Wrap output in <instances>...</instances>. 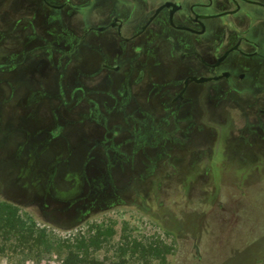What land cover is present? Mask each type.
I'll list each match as a JSON object with an SVG mask.
<instances>
[{
	"label": "rangeland",
	"instance_id": "obj_1",
	"mask_svg": "<svg viewBox=\"0 0 264 264\" xmlns=\"http://www.w3.org/2000/svg\"><path fill=\"white\" fill-rule=\"evenodd\" d=\"M7 34L0 33V60L21 63L33 50L25 43L31 34ZM16 68L0 67V202L46 228L52 247L21 244L13 236L0 264H60L67 250L59 245L83 231L103 233L100 259L116 258L123 234H131L144 240L157 235L173 246L165 263L149 264H264V124L252 120L254 98L243 97L246 101L224 108L220 117L204 114L208 124L231 122L222 132L228 140L218 133L209 156L216 128L206 125L201 142L186 143L184 123L167 122L168 97L157 85L167 83L161 65L157 80L131 92L123 81L82 77L90 67L69 63L62 105L54 97L50 70L43 91ZM92 84L100 87L90 105L80 86ZM123 99L126 113L108 112ZM130 112L150 121L142 140L128 132L134 127H124L123 115ZM155 128L162 130L161 140ZM129 263L145 264L132 256Z\"/></svg>",
	"mask_w": 264,
	"mask_h": 264
},
{
	"label": "flooded vegetation",
	"instance_id": "obj_2",
	"mask_svg": "<svg viewBox=\"0 0 264 264\" xmlns=\"http://www.w3.org/2000/svg\"><path fill=\"white\" fill-rule=\"evenodd\" d=\"M10 31L31 34L25 43L33 50L25 53L23 65L17 57L5 64L0 60V67L18 66L26 72L23 77H32L43 91L50 70L60 105L63 69L69 63L90 67L82 77L106 84L123 81L131 92L134 86L157 80L161 65L167 83L157 85L168 97L167 122L184 123L186 143L201 142L210 125L216 128L210 141L213 156L212 139L218 133L226 139L224 128L231 122L208 124L204 114L220 117L224 108L241 105L246 96L254 98L249 108L257 106L252 120L264 124V0H0V33ZM93 84L80 86L91 104L90 96L99 92L101 83ZM29 100L36 102L34 95ZM128 107V99H123L108 112L124 114ZM54 113L59 122L60 112ZM133 113L123 115L124 127H134L128 132L142 140V129L150 121ZM155 129V138L161 140L162 130Z\"/></svg>",
	"mask_w": 264,
	"mask_h": 264
},
{
	"label": "trees",
	"instance_id": "obj_3",
	"mask_svg": "<svg viewBox=\"0 0 264 264\" xmlns=\"http://www.w3.org/2000/svg\"><path fill=\"white\" fill-rule=\"evenodd\" d=\"M0 233L3 234L0 253L4 252L6 242L10 241L13 236L21 244H44L47 250L52 247L47 236V229L25 218L16 206L7 202H0ZM103 243L104 236L101 231L94 234H83L73 241L64 240L59 246L65 247L67 253L60 264H130L129 257L131 256L142 259L145 264H149L153 259L165 263L167 255L173 249L170 243L157 235L144 240L132 237L131 234H123L117 247L119 251L117 257L100 259L96 253L103 248Z\"/></svg>",
	"mask_w": 264,
	"mask_h": 264
},
{
	"label": "built area",
	"instance_id": "obj_4",
	"mask_svg": "<svg viewBox=\"0 0 264 264\" xmlns=\"http://www.w3.org/2000/svg\"><path fill=\"white\" fill-rule=\"evenodd\" d=\"M83 234H85V232L83 231ZM86 235V234H85Z\"/></svg>",
	"mask_w": 264,
	"mask_h": 264
}]
</instances>
